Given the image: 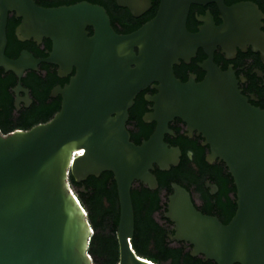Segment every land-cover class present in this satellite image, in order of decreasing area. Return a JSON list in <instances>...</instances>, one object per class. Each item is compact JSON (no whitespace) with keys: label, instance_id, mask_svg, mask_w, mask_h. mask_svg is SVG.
Returning <instances> with one entry per match:
<instances>
[{"label":"water","instance_id":"obj_1","mask_svg":"<svg viewBox=\"0 0 264 264\" xmlns=\"http://www.w3.org/2000/svg\"><path fill=\"white\" fill-rule=\"evenodd\" d=\"M199 2L160 0L152 20L119 35L106 11L88 3L44 9L32 0H0V69L17 79L14 109L30 104L21 86L26 72L47 64L57 68L58 78L69 77L51 90V98L60 97V109L49 121L0 132V264H94L87 252L92 229L69 176L78 184L105 172L113 177L119 205L117 264H153L131 246L130 191L134 182L156 190L154 168L168 172L178 166L179 149L164 142L174 118L202 135L207 163L224 164L236 210L224 225L200 213L189 192L171 183L163 214L173 225L168 239L215 264H264V111L240 94L231 73L212 64L209 43L201 83L183 84L173 74L179 60L188 63L209 38L208 31L191 35L185 29L189 6ZM10 13L21 19L18 41H51L46 58L26 51L15 59L5 55ZM150 85L157 93L146 97L152 107L143 121L155 128L136 145L125 127L128 111Z\"/></svg>","mask_w":264,"mask_h":264},{"label":"flooded vegetation","instance_id":"obj_2","mask_svg":"<svg viewBox=\"0 0 264 264\" xmlns=\"http://www.w3.org/2000/svg\"><path fill=\"white\" fill-rule=\"evenodd\" d=\"M32 2L44 9L71 7L82 3L101 7L109 16L113 30L119 35L130 34L148 23L154 18L160 5V0H32ZM8 19L12 26L13 37L23 47L19 54L26 51L36 59L46 58L51 51V41L45 38L40 43H36L33 39L18 41L15 30L20 25L21 19L16 18L14 13H10ZM185 29L191 35L208 31L209 38H204V46L196 49L194 57L190 58L188 63L179 60L178 65L173 67L175 78L183 84L190 80L195 83H201L204 80L206 73L202 66L208 60L206 45L209 43L214 46L211 51L212 64L222 72L231 73L236 80L240 94L251 106L264 111V0H211L209 2L200 0L198 4L189 6ZM86 30L91 34L90 28ZM41 65L38 66L36 73L39 72ZM48 70L58 80L48 89L50 97L51 90L57 86H64L69 77L58 78L57 68L52 65H48ZM40 73L43 80L48 77L46 71ZM153 86L150 85L138 93L132 108L128 111L125 127L133 143L138 141L140 144L146 140L155 128L154 122L145 123L143 121V117L151 112L152 107V104L146 101V97L157 93ZM14 88L11 89L13 107ZM19 96L24 97L23 94ZM27 97L30 100L28 107H25V103H20L19 110H15L16 112L21 111L22 108L28 109L32 105L29 90ZM57 98L60 97H50V99ZM168 130L171 134L164 135V142L169 147L179 149V164L185 165L186 169L192 171V174L202 181V187L197 184L188 186L194 207L202 214H215L217 202L223 198L219 187L211 180L210 171H203L200 164H205L207 169L222 167L224 164L217 160L211 164L207 163L206 159L210 151L205 145L204 138L180 119L174 118L168 124ZM155 169L157 168L155 167L153 172ZM225 173L228 174L227 170ZM133 184L146 187L139 182ZM81 188L84 186L80 187V191ZM167 196V191L160 192L163 203H166ZM163 214H154L155 220L160 223H169L166 219L161 220ZM217 216L213 217L217 218ZM169 225V230L172 231L173 225L171 223Z\"/></svg>","mask_w":264,"mask_h":264},{"label":"trees","instance_id":"obj_3","mask_svg":"<svg viewBox=\"0 0 264 264\" xmlns=\"http://www.w3.org/2000/svg\"><path fill=\"white\" fill-rule=\"evenodd\" d=\"M7 45L5 55L15 59L23 48L12 35V26L7 20L6 26ZM41 71H46L48 77L43 80ZM16 77L0 69V132L3 135L15 130L27 131L32 127L49 121L60 109V98L50 99L49 87L58 82L54 74L48 70V65L42 64L39 72H26L21 79V86L31 93L32 105L16 112L12 104L11 89L15 87ZM50 101V102H49ZM49 102V103H48ZM138 145V141H134ZM203 171H210L212 182L220 189L223 200H218L215 214L222 224H227L236 210L235 187L224 166L207 169L201 163ZM157 179L158 188L150 191L141 185H132L130 196L134 212V233L131 246L135 254L145 258L153 264H215L205 261L202 257H191L190 247L185 243L171 242L168 235L169 223L157 222L154 214H163L166 203L162 202L160 192L167 191L171 194V183H176L187 191L188 186L197 184L202 187V181L179 164L168 172L155 169L152 172ZM226 174V175H225ZM69 182L77 191V199L86 211L87 220L92 229V236L88 245V255L94 264H117L118 243L116 240V227L119 218V205L116 186L110 173L105 172L99 178L89 177L85 182L74 183L69 176ZM84 186L85 193L80 191ZM164 219L161 217V220Z\"/></svg>","mask_w":264,"mask_h":264},{"label":"built area","instance_id":"obj_4","mask_svg":"<svg viewBox=\"0 0 264 264\" xmlns=\"http://www.w3.org/2000/svg\"><path fill=\"white\" fill-rule=\"evenodd\" d=\"M75 154H76V153H73V154H72V157H74Z\"/></svg>","mask_w":264,"mask_h":264},{"label":"rangeland","instance_id":"obj_5","mask_svg":"<svg viewBox=\"0 0 264 264\" xmlns=\"http://www.w3.org/2000/svg\"><path fill=\"white\" fill-rule=\"evenodd\" d=\"M85 211V210H84ZM85 213H86V211H85Z\"/></svg>","mask_w":264,"mask_h":264}]
</instances>
